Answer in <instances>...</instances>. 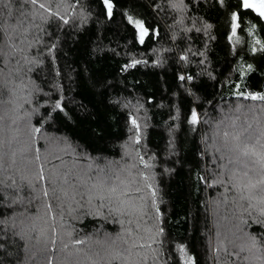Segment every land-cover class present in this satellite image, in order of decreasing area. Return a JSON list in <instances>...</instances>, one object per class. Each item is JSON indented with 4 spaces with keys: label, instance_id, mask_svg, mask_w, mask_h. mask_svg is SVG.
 <instances>
[{
    "label": "trees",
    "instance_id": "trees-1",
    "mask_svg": "<svg viewBox=\"0 0 264 264\" xmlns=\"http://www.w3.org/2000/svg\"><path fill=\"white\" fill-rule=\"evenodd\" d=\"M113 4L0 0V264H264L243 155L264 152L245 98L264 95V25L237 0ZM109 163L124 196L84 182Z\"/></svg>",
    "mask_w": 264,
    "mask_h": 264
},
{
    "label": "snow or ice",
    "instance_id": "snow-or-ice-1",
    "mask_svg": "<svg viewBox=\"0 0 264 264\" xmlns=\"http://www.w3.org/2000/svg\"><path fill=\"white\" fill-rule=\"evenodd\" d=\"M32 4H36L37 0H31ZM104 9L106 10V15L111 18L113 15V0H102ZM41 8L44 7V5H40ZM238 7H242L244 9H251L253 12H255L259 17L264 18V0H240V4L238 5ZM232 35L229 37V39L231 40L232 37H235L237 34V29L240 27V23L238 21H240V16L237 13H233L232 14ZM127 22L129 25H131L135 30H136V34L138 37V41L140 44H144L146 37L149 36V29L147 27H145L144 22L141 19H136L131 15L127 16ZM65 23H67V21H65ZM258 45H261L260 50L264 51V44H261L260 40H257L255 42ZM255 51V49H254ZM181 60H185L187 59V57L185 56H181L180 57ZM137 63H140V61H134L131 65H129L130 67H135ZM251 69V66H249V70ZM179 79L181 81L184 80H191L192 78L189 77H185V76H180ZM246 99H251V100H259V101H264V95H257V94H250L249 96L245 97ZM56 108L60 109L61 111H63V109L61 108L60 104L57 103L55 105ZM192 125H196L199 123V117L198 114L195 110L192 111L191 113V118L189 121ZM133 128L136 129L137 132V136H136V142L139 143V125L137 124V122L133 119L131 121ZM40 131L39 128L35 129V132L38 133ZM227 135V134H225ZM237 139H239V137H237ZM243 155L247 156V155H253L256 157V161L260 164L261 166V175L260 178L258 180H251L249 179L248 184L246 186V190L248 192V196L246 197L249 201H255L256 204L253 205L255 206H259L258 207V211L260 213L261 216H264V152H255L252 149L249 148H244L243 149ZM143 159V158H141ZM149 165L145 164V167H148ZM40 179H44L43 173L40 174ZM111 191L113 193L116 192V189L113 188L111 189ZM44 195L47 196L48 193L47 191L44 192ZM153 195H155V193H153ZM91 202V201H89ZM53 230H55L54 226H53ZM84 243L83 240H77L75 241V244H82ZM181 253H184V249L181 248L180 249Z\"/></svg>",
    "mask_w": 264,
    "mask_h": 264
},
{
    "label": "rangeland",
    "instance_id": "rangeland-1",
    "mask_svg": "<svg viewBox=\"0 0 264 264\" xmlns=\"http://www.w3.org/2000/svg\"><path fill=\"white\" fill-rule=\"evenodd\" d=\"M130 143H132V141L130 140L128 143H126V145H128L127 146V149L129 150L130 148H131V146H130ZM107 169L104 171V172H101V173H97V178H99V179H92V177L91 176H88V174L89 173H91L90 171L89 172H87L88 174H84V177H86V179H85V181L84 182H86L87 184H88V182L90 181V180H99V181H101V182H104L102 185V187H100L101 188V192H102V194H98V195H103V193H104V195L105 196H108L107 195V191H105L104 190V186L106 185V186H108V188L109 187H112L111 189H113V188H115L116 189V192L115 193H113L112 191H111V193H113V194H117V196H124V194H126L128 191L127 190H124V191H118V188H119V186H121V184H122V182L116 177V175L118 176H120V174H121V172L123 173V175H125V172L123 171V168L121 167V166H119V164L118 163H116L115 165H113V164H111V163H109L107 166ZM116 180H118V182L116 181ZM115 185L117 186V187H115ZM132 185V184H131ZM108 190V189H107ZM130 191V190H129ZM118 192V193H117ZM131 192V191H130ZM108 193H109V191H108ZM110 195H112V194H110ZM114 197H115V195H114ZM102 198H104V196H102ZM126 199H127V197H125ZM128 199H134V198H128ZM181 259H182V264H187V258H186V254H185V252L184 253H181Z\"/></svg>",
    "mask_w": 264,
    "mask_h": 264
},
{
    "label": "water",
    "instance_id": "water-1",
    "mask_svg": "<svg viewBox=\"0 0 264 264\" xmlns=\"http://www.w3.org/2000/svg\"><path fill=\"white\" fill-rule=\"evenodd\" d=\"M237 1H239L240 2V0H237ZM242 10H244V11H250L255 17H257L261 22H262V24L264 25V18H261V17H259L255 12H253L251 9H244V8H242Z\"/></svg>",
    "mask_w": 264,
    "mask_h": 264
}]
</instances>
